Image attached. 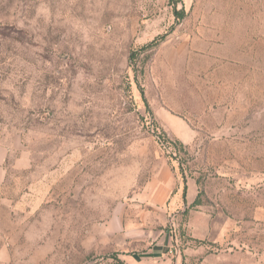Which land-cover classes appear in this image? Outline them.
Returning a JSON list of instances; mask_svg holds the SVG:
<instances>
[{
    "label": "rangeland",
    "instance_id": "374dc122",
    "mask_svg": "<svg viewBox=\"0 0 264 264\" xmlns=\"http://www.w3.org/2000/svg\"><path fill=\"white\" fill-rule=\"evenodd\" d=\"M166 231L264 264V0H0V264Z\"/></svg>",
    "mask_w": 264,
    "mask_h": 264
},
{
    "label": "crops",
    "instance_id": "0c3cea01",
    "mask_svg": "<svg viewBox=\"0 0 264 264\" xmlns=\"http://www.w3.org/2000/svg\"><path fill=\"white\" fill-rule=\"evenodd\" d=\"M187 187V191L180 186L175 189L172 188L171 195L167 199L168 208L173 209L175 214L191 206L197 196L196 182H188ZM189 222L187 225L191 229L196 222ZM192 237L195 238L197 235L193 233ZM131 243H134L135 249L121 250L120 256L124 264H183L184 262L189 264L199 256L201 258L200 264H208V261L216 255L211 252L203 255L206 248L203 245L198 246L191 243L185 245L182 252L175 235L167 231L158 236L147 237L142 235L137 238L133 235L128 236L126 245L128 246Z\"/></svg>",
    "mask_w": 264,
    "mask_h": 264
},
{
    "label": "trees",
    "instance_id": "16d2710c",
    "mask_svg": "<svg viewBox=\"0 0 264 264\" xmlns=\"http://www.w3.org/2000/svg\"><path fill=\"white\" fill-rule=\"evenodd\" d=\"M196 204H198V200H196L193 205H196ZM183 264H187V263L184 262Z\"/></svg>",
    "mask_w": 264,
    "mask_h": 264
}]
</instances>
